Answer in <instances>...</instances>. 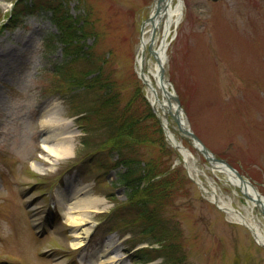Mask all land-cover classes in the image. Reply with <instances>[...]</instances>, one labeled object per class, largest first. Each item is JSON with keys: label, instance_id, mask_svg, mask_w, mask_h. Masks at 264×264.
<instances>
[{"label": "rangeland", "instance_id": "1", "mask_svg": "<svg viewBox=\"0 0 264 264\" xmlns=\"http://www.w3.org/2000/svg\"><path fill=\"white\" fill-rule=\"evenodd\" d=\"M83 1L66 0L74 15L92 9L94 23L90 20V24L97 30V39L88 37L82 46L93 55V63L105 59V75L111 74L121 105L132 98L139 103L146 88L136 70V56L142 23L156 0ZM12 5L0 0V264H81L80 258L89 264L91 253L106 237L115 241L125 264H160V259L150 263L137 259L135 251L149 243L132 236L131 219L124 212L111 218L109 211L129 199L127 186L117 181L118 170L98 169L99 164L85 162L89 151L80 152L84 133L73 116L91 98L78 95L68 103L63 97L64 78L48 70L63 58L61 44L49 47L54 43L50 33L57 29L42 11L23 12L13 24L9 21ZM183 5L182 18L168 38L172 37L166 77L177 91L188 124L202 141L264 194V0H183ZM17 9H22L21 0ZM162 34L158 30L157 36ZM40 117L51 121V126L41 127ZM144 122L150 136H157L153 119ZM93 123L97 125L95 118ZM170 123L190 150L186 159L168 142L175 152L169 163L179 171L181 182L165 212L181 230L179 241L186 257L181 264H264V246L204 193L189 177L188 165L200 169L206 186L213 183L223 195L233 194L231 186L212 170L171 117ZM48 130L63 137L62 145H73L71 155L49 158L41 147ZM101 132L94 137L105 135ZM157 144L144 147L145 154L159 155ZM76 147L78 159H72ZM91 157L96 161L97 156ZM76 166L83 177L78 171L63 174ZM65 186L83 187L91 199L105 198L92 213L95 225L89 240L77 250L70 243L72 227L59 209V204L74 200L63 190ZM38 216L41 223L35 221ZM33 222L37 231L43 229L41 235L31 230ZM61 222L65 226L60 234L68 240L59 242L55 226Z\"/></svg>", "mask_w": 264, "mask_h": 264}, {"label": "trees", "instance_id": "2", "mask_svg": "<svg viewBox=\"0 0 264 264\" xmlns=\"http://www.w3.org/2000/svg\"><path fill=\"white\" fill-rule=\"evenodd\" d=\"M79 1L84 3L83 0ZM24 2L32 11L50 12L49 18L59 29L58 33L51 34L55 41L63 44L64 59L49 71L59 73L64 78L67 85L63 95L67 101L73 102L78 95H89L91 98L87 106L77 109L84 113L77 122L86 132L82 137L80 152L84 149L89 151V163L95 162L91 156H97L96 163L107 171L120 168L118 181L127 186L129 199L118 205L113 215L117 217L124 212L126 219H131L128 224L133 235L159 243V247L139 250V259L151 261L162 257L164 264H181L186 258L179 241L181 230L165 212L178 193L181 178L179 171L169 163L175 152L165 141L151 106L145 97L139 103L132 98L121 105L120 92L113 85L111 74L105 75V59L93 63V55L82 46L88 37L93 36L94 41L97 39V30L90 24V20L94 23L91 8V12L84 9V12L74 15L67 7L66 0ZM28 2L31 5L28 6ZM20 13L22 10L14 8L11 17L14 19ZM95 70L96 74L93 73ZM142 105H145L143 110L140 109ZM93 118L97 125L93 123ZM148 118H152L157 127V136H150L144 122ZM101 129L105 135L95 138ZM152 143L159 144V155L145 154L144 147ZM93 146L96 150L92 151Z\"/></svg>", "mask_w": 264, "mask_h": 264}, {"label": "bare ground", "instance_id": "3", "mask_svg": "<svg viewBox=\"0 0 264 264\" xmlns=\"http://www.w3.org/2000/svg\"><path fill=\"white\" fill-rule=\"evenodd\" d=\"M159 3L160 0L154 2L151 12L153 11L155 13L154 9H156ZM183 6L182 0H169L167 10L157 17L155 25L150 21L143 23L141 42L136 56V70L146 88V96L149 103L164 121L166 131L170 136V142L175 143L176 146H178L177 149L179 152L181 154L183 153V156L187 159V151L177 145L178 141L172 134L168 122L170 121L169 114L172 113L171 111H174V105L170 104L169 98L173 94H176L177 91L172 89V85L169 81L164 80L160 82L158 79L160 60H163V53L165 52L166 46L168 48V38L172 33L173 26H177L182 18L181 7ZM160 29L163 30L162 36L158 37L157 34L154 35V43H151V34L153 35L154 31L156 32ZM151 47L154 48V51L148 54V50L150 51ZM148 55H151L153 59L148 58ZM182 120H185L184 117H182ZM40 123L43 127L49 128L51 126V121H48L45 117H40ZM56 133L55 130H48L42 139L44 150L51 155V157H49L50 159H52V157L54 159H59L71 155L73 150V145H62L64 139L62 140L63 137L59 134L56 135ZM188 167L190 175L200 182L204 193L211 195L212 201L216 203L232 221L246 227L251 231L255 241L264 246L263 206L256 201L257 192L253 189L251 184L240 180V178L227 166L216 164L213 166V171L217 174H222L223 180L231 186L233 192V194L223 195L220 189L216 185H213V183L206 186L202 180L200 171H197L192 166L188 165ZM38 169L39 171H43L40 167ZM69 194L71 197L73 195L74 200L62 203V205L59 204V208L63 213L66 223L72 227L71 234L73 238L70 241L71 246L77 248L84 245L88 240L90 232L95 224L92 220V213L99 210V205L103 203L101 199L105 198L100 197L99 200H95L94 197L91 199L82 188L76 189L73 193ZM237 198L243 199L244 202L240 203ZM262 201L264 202V197H262ZM59 238L65 240L63 236ZM91 255V264H125L123 257L118 253L115 241L111 237H109L101 247L93 251ZM56 264H62V261H58Z\"/></svg>", "mask_w": 264, "mask_h": 264}, {"label": "water", "instance_id": "4", "mask_svg": "<svg viewBox=\"0 0 264 264\" xmlns=\"http://www.w3.org/2000/svg\"><path fill=\"white\" fill-rule=\"evenodd\" d=\"M217 1V0H214ZM158 6L155 9V13L151 14L144 22L150 21L151 23H153L155 25V20L157 19L158 16H160L165 10H167L168 5H169V0H160V3L157 4ZM142 23V25H143ZM154 35H156V32L154 31V34L150 36V41L151 43H154ZM154 51V48L151 47L150 51ZM167 59V55H166V51L163 53V60H160L159 63V67H158V79L160 82H163L164 80H167L170 82V80L168 78H166L165 75V62ZM171 84V82H170ZM172 89L174 90L173 86ZM169 102L171 105H174V111H171L172 113V117L174 119V121L177 123L179 129L189 135L196 147L202 151L204 153V155L206 156V158L209 160L210 164H212V166L217 164H221V165H225L228 166L231 170H233V172L244 182H248L249 184L252 185V182L250 180H248L247 178H245L232 164H230L229 162L225 161L224 159L218 158L213 152L210 151V149L202 142V140L198 137V135L191 129L190 126H187L185 121L182 120L183 117V107L181 105L180 99L178 97L177 94H173L170 98H169ZM182 115V116H181ZM180 147L182 146L181 144H178ZM253 188L254 185H252ZM257 192V197H256V201L259 204H262L263 208L262 211L264 213V202L262 201V195L261 193L256 190Z\"/></svg>", "mask_w": 264, "mask_h": 264}]
</instances>
